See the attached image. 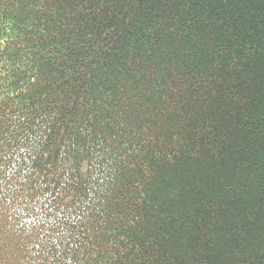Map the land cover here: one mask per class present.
Wrapping results in <instances>:
<instances>
[{
	"label": "trees",
	"instance_id": "trees-1",
	"mask_svg": "<svg viewBox=\"0 0 264 264\" xmlns=\"http://www.w3.org/2000/svg\"><path fill=\"white\" fill-rule=\"evenodd\" d=\"M0 264H264V0H0Z\"/></svg>",
	"mask_w": 264,
	"mask_h": 264
}]
</instances>
